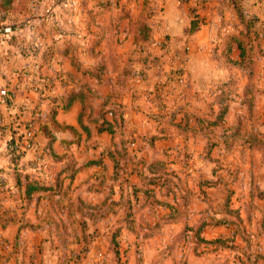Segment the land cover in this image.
<instances>
[{"label":"rangeland","instance_id":"obj_1","mask_svg":"<svg viewBox=\"0 0 264 264\" xmlns=\"http://www.w3.org/2000/svg\"><path fill=\"white\" fill-rule=\"evenodd\" d=\"M3 1L0 74L8 71L10 62L17 65L24 60L25 78L34 82L37 70L31 65L35 67L37 61L45 62L50 57V97L71 78L64 62L74 66L80 63L78 47H86L88 62L99 57L94 50L106 33L104 47L114 42L115 35V44L122 46L119 28L122 19L129 17L124 27L133 36L132 48L136 50L134 33L141 35L146 27L152 32L148 21L162 10V3L155 0H141V4L133 0L134 5L128 7L112 5L113 0L102 5L99 3L105 0ZM250 5L262 18L246 15L258 20L256 27L264 35V2L257 7ZM194 8L190 7L191 12ZM159 40L152 43L167 52L169 38L162 36ZM181 45L186 54L187 42ZM221 47H214L212 58L225 63L228 79L201 87L198 94L189 89L188 97H160L159 91L151 97L155 101L151 118H134L147 124V129L153 130L151 134L116 129L102 156L95 158V165L101 166L102 157H109L112 174L105 173L98 180L92 173L83 185L109 193L101 201L91 198L85 204V229L50 230L56 242L50 249L57 250V257L50 254V264H264V36L241 63L240 58H230L225 43ZM143 57L140 61L148 59ZM180 60L185 61L184 56ZM81 72L99 77L94 68ZM240 73L245 75L241 85L237 84ZM225 81L229 83L222 88ZM175 100L186 105L176 107ZM229 108L230 119L225 118ZM202 109L208 116L199 114ZM28 120L21 122L26 124ZM25 124L22 131L11 129L5 141L6 157L15 164L14 159L26 155L35 135L36 127L31 139L24 138ZM66 154L50 151L48 168H39V163L34 171L24 172L34 176L47 171L50 189L62 188L60 177L64 174L69 179L74 171L69 166L76 163ZM34 156L31 161L40 162L42 156ZM113 160L118 163L114 165ZM97 172L104 173L105 169ZM82 175L85 177V173ZM14 179L0 183V196L5 195L0 200L10 204L18 200L16 191L23 189ZM33 200L24 197L21 205ZM69 234L75 235L73 240H67Z\"/></svg>","mask_w":264,"mask_h":264},{"label":"crops","instance_id":"obj_2","mask_svg":"<svg viewBox=\"0 0 264 264\" xmlns=\"http://www.w3.org/2000/svg\"><path fill=\"white\" fill-rule=\"evenodd\" d=\"M139 1L141 4V0ZM155 2L162 3V10L159 15L149 19L152 32L144 46L138 45L136 50H133L132 46H135L133 36L129 34L128 28L124 27V24L129 22L127 17L126 20L122 19L118 33L122 46L115 44L117 41L115 35L114 42L104 47L102 43L108 36L106 33L105 38L103 35L100 45L94 50L100 54L99 57L87 62L84 56L88 53L86 47L82 46L81 49L80 46L77 48L78 53L82 55L80 63L74 66L68 61L64 62V69L71 78L57 94L60 95L61 92L62 97L58 99L64 101L66 107H57L52 123L45 122L50 97V83L47 81L50 80V57L45 62L37 61L35 67L34 64L31 65V68L37 70L34 82L30 83L25 78L24 60L22 64L18 62L17 65L10 62L7 64L8 71L0 74V183L10 181L12 178L15 180L17 173H14V169L34 171L39 163V168L42 165L47 168L50 166L48 135L39 128L44 122L48 132L52 134L49 146L52 151L59 154L67 153L66 155H70L71 160L76 162L69 166L74 169L69 179L64 174L60 177L62 188L34 192L31 195L34 200L28 205H21L24 189L16 191L14 197L18 200L14 199L11 204L6 199L0 200V264H50V254L53 256L57 254L54 247L50 249V246L56 245L55 237H50V230L79 231L86 228L88 209L85 204L91 198H99L101 201L109 192L86 189L83 185L92 173H95L98 180H101L105 173L106 176L112 174V160L106 155L101 159V166L95 165V158L101 155L112 137L106 130L98 132L99 122L113 121L114 118L122 116V133L129 131L132 134L136 132L151 134L153 130L147 129V124L135 121L134 118L145 116L151 118L152 107L155 105L151 97L158 95L159 91L160 97H188L189 89L191 93L198 94L201 87L203 89L211 83L228 79L229 73L225 63L214 61L211 52L216 46L221 49V45L225 43L230 48V58L239 59L238 44L241 39L240 31L244 26L239 20L232 0H155ZM263 2L264 0H240L245 13L261 18L260 11L251 10L250 4L257 7ZM107 3L105 0L99 4ZM113 3L110 1L108 5L124 4L125 7L134 5L133 0H113ZM191 6L195 7L192 9L193 12L190 10ZM131 16L133 15H130V18ZM192 21L196 26L190 32ZM257 21L256 19L255 23ZM47 33L46 42H49L50 35ZM162 36L170 40L167 52L152 43ZM261 36L264 35L261 33ZM183 41H186L188 46L186 54L181 45ZM220 42L223 44H219ZM68 47L69 44L67 49L70 51ZM131 51L136 53L133 57H127ZM140 56L148 57L145 59L147 62L140 61L142 59ZM183 56L185 61L180 60ZM93 68L97 71L98 78L81 72ZM139 71L141 72L137 73ZM242 77L245 75L241 73L237 75V84H243ZM87 96H90L89 105H86ZM144 101L148 104L147 107L144 106ZM177 102L178 100H175L176 107L181 104H176ZM37 104L36 112L39 111V115L36 113L33 116L32 111ZM203 110L205 109L199 114H202ZM202 115L208 116L207 113ZM31 116L40 117L35 126L33 145L27 148L26 155L18 159L16 164L12 163L6 157L5 141L9 138L11 129L17 128L22 131L25 123L21 120L31 119ZM231 117L232 112L229 108L225 118ZM83 125L88 127L89 135L83 130ZM143 128L147 131L142 132ZM12 136L15 137L14 134ZM19 148L22 149L21 144ZM33 153L42 156L38 159L40 162L31 161L35 158ZM103 168L104 173L97 172ZM34 177L44 183H50L47 171L35 173ZM4 197L2 194L0 199ZM65 237L67 240H73L75 235L69 234Z\"/></svg>","mask_w":264,"mask_h":264},{"label":"trees","instance_id":"obj_3","mask_svg":"<svg viewBox=\"0 0 264 264\" xmlns=\"http://www.w3.org/2000/svg\"><path fill=\"white\" fill-rule=\"evenodd\" d=\"M2 3H6L3 0H0ZM232 2L234 3V7L236 8V11L238 13V17L240 22L243 24L244 29H241V36H240V40H239V58H240V63L244 61V59L247 57L246 53H248L249 49L252 46H256L258 44L259 38L261 36V29L256 27V18L254 17H249L246 15L243 7L240 4V0H232ZM133 20V17H132ZM196 24L195 22L192 21L190 27H189V31L191 32L194 28H195ZM134 38L135 41L137 42L138 45L140 46H144V44L150 39V33L148 32V28L146 27V31L145 33L138 35V33H134ZM237 63H239L238 61H235ZM229 82L225 81L221 84V87L223 88L225 85H227ZM86 88L89 89V86L86 85ZM62 97V95H55L54 97H49L48 98V112L46 114L45 117V122L46 121H50V123H52L54 115L57 111V107L60 108H65V102L62 100H59L58 98ZM86 99V105H89V97ZM38 107V104L34 107L33 111H32V115L34 116L36 113H38L39 115V111L36 112V109ZM224 110V107L222 108ZM31 116V119L29 121L34 122L35 126L37 124V122H39L40 117H33ZM79 120L81 122V115L79 117ZM27 122V121H26ZM122 116H119L118 118H114L113 121H109V120H102L101 122L98 123L97 125V130L98 132L102 131V130H106L108 131L111 136L113 137L115 135L116 129H115V125H117V128L121 129L122 127ZM118 123V124H117ZM40 130L45 132L49 139H48V151H52L50 146V143L52 140H50V132H48L47 129V125L46 123H42L40 124ZM83 130L86 132L87 135L90 134V131L88 129L87 126L83 125L82 126ZM34 135V134H33ZM29 145L32 146L33 145V139L29 142ZM20 154V153H19ZM19 159V158H18ZM18 159H14L15 162L18 161ZM114 161V165H116L118 163V161L113 160ZM67 168V167H64ZM16 178L18 180V183L20 184V186H23L24 189V197L26 200H31L32 199V194L34 192L37 191H45V190H50V183H44L42 181H39L38 179H36L32 173L29 172H24L23 168H20V170L18 169V171L16 172ZM60 184V180L58 182ZM59 189V188H58Z\"/></svg>","mask_w":264,"mask_h":264},{"label":"built area","instance_id":"obj_4","mask_svg":"<svg viewBox=\"0 0 264 264\" xmlns=\"http://www.w3.org/2000/svg\"><path fill=\"white\" fill-rule=\"evenodd\" d=\"M35 124L32 121H27L24 127L23 136L26 140L31 139L34 134Z\"/></svg>","mask_w":264,"mask_h":264}]
</instances>
